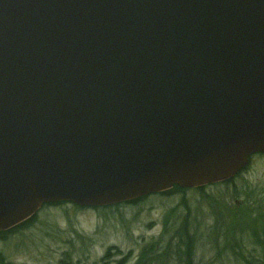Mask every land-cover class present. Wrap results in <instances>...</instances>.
Wrapping results in <instances>:
<instances>
[{
	"label": "water",
	"instance_id": "95a60500",
	"mask_svg": "<svg viewBox=\"0 0 264 264\" xmlns=\"http://www.w3.org/2000/svg\"><path fill=\"white\" fill-rule=\"evenodd\" d=\"M264 153V0H0V231L232 179Z\"/></svg>",
	"mask_w": 264,
	"mask_h": 264
},
{
	"label": "rangeland",
	"instance_id": "374dc122",
	"mask_svg": "<svg viewBox=\"0 0 264 264\" xmlns=\"http://www.w3.org/2000/svg\"><path fill=\"white\" fill-rule=\"evenodd\" d=\"M252 159L248 171L238 177L236 183L243 197L252 196L247 201H253L257 206L260 204L263 209L260 211L256 207V212L251 213L248 211L250 208L244 209L240 206L234 207L235 211L228 209L229 213H232L229 220H226L225 214L221 216L224 221L231 223L235 216L241 217L251 213L253 220L255 219V222L257 220L259 228L263 230L264 154L253 156ZM191 194L188 196L194 200ZM232 195L228 194V201L233 199ZM175 198L177 197L165 200L153 195L138 204L122 205L119 208L109 209L108 212L106 209L94 208L76 210L70 204L47 205L35 215V221L10 231L7 238L0 242V252L13 264H60L66 252L71 253L75 264H104L102 258L108 252L110 262L124 260L126 256L125 264H141L142 254L152 247L154 241L159 243L162 241L164 245L167 233L162 227V220L167 207L172 203L177 204ZM241 199L238 198L244 204L247 202ZM206 207L207 205L204 208ZM208 210L197 211V215L208 219L204 220L205 224L216 214L215 211L212 210L213 213H210ZM228 211L224 209L226 214ZM238 223L239 221L235 225ZM244 225L241 226L242 229L245 228ZM155 248L159 250L156 244H154ZM242 248L247 254L249 250L251 252L254 249L250 241L245 242ZM150 252H147L148 257L151 256ZM119 253L123 257L118 256ZM158 253L159 255L153 259L155 261L147 264H180L177 258L175 260L171 256L160 258L163 252L158 251ZM202 253L203 255L197 256V264H242V261L236 258L229 262L213 260L211 253L205 249L201 250Z\"/></svg>",
	"mask_w": 264,
	"mask_h": 264
},
{
	"label": "trees",
	"instance_id": "16d2710c",
	"mask_svg": "<svg viewBox=\"0 0 264 264\" xmlns=\"http://www.w3.org/2000/svg\"><path fill=\"white\" fill-rule=\"evenodd\" d=\"M189 192L192 193L191 195L196 199L195 208L190 196H188L190 195ZM153 195H157L158 197L165 200L174 199L176 196L177 198L175 199H177V204L172 203L170 207H167L166 212L164 213L165 215L162 220V227H164V230L167 233V237L165 235L166 240L164 241V245H162V241L160 243L154 241L152 247L147 251H151V256L148 257V253L144 252L142 254V263L147 264L150 261H155L153 259L159 255L158 251H161L163 254H161L160 258L171 256L173 260L177 258L180 264H197V256L203 255V253L201 254V250L205 249L211 253L213 260L216 261L229 262L236 258L237 260L239 259L242 261V264H264V227L263 230L262 228L260 229L257 224L258 221L256 220L255 222V219L253 220V215H251V213L256 212V207H258L260 211L263 209V207L260 204L259 206L255 205L253 201H247L252 198V196L243 197L242 191L241 193L236 191L232 197H243L247 202L243 204L241 208H250L248 211L251 213L241 215V217L235 216V220L233 219L231 223L224 221L221 214H214V216L210 219L211 223L208 222L205 224L204 220L207 221L208 219L204 217L202 218V216H199V218L198 215H196L198 213L197 211L202 210L201 199L203 200L204 197L203 192H194L189 188H183L180 186H175L169 191L152 194L134 201L106 207H96L94 209H106V212H108L109 209L119 208L122 205L138 204L139 202H142ZM200 197L201 199L198 200ZM222 198L226 197L223 196ZM207 200L210 201V205H213V197L210 196ZM58 204L61 205L70 203L46 204L44 207L47 205ZM70 205H73V208L76 210L86 209L75 204ZM226 206H228L227 209H230L231 207L237 208L236 205H229L227 202ZM225 218L226 220H229V217ZM35 219L36 218L34 216L12 230L14 231L16 228H22L23 226L35 221ZM238 221V225H235V223ZM245 223L253 225L247 226L244 225ZM242 225H244L243 227L247 229H242ZM12 230L0 231V242L5 240L8 233ZM245 233L246 235H244ZM245 238L248 240H245ZM247 241H250L251 246L254 247L251 252L249 250L248 254L246 253L245 249L242 248ZM154 244H156V247L157 245L159 246V250L156 248L154 249ZM171 246H174V248ZM166 250H168V252ZM118 256L122 255L119 253ZM146 257L148 258L145 260ZM160 258H158V260H161ZM143 259L145 261H143ZM126 260L127 258L125 256L124 260H115V262H110L109 252L102 258L104 264H125L124 261ZM0 264H13V262L9 261L7 257L5 258V256L0 252ZM60 264H75L70 252H66V254H64V259L61 260Z\"/></svg>",
	"mask_w": 264,
	"mask_h": 264
},
{
	"label": "flooded vegetation",
	"instance_id": "af4514ba",
	"mask_svg": "<svg viewBox=\"0 0 264 264\" xmlns=\"http://www.w3.org/2000/svg\"><path fill=\"white\" fill-rule=\"evenodd\" d=\"M257 155H254V156H257ZM252 158H253V156L250 158L248 165L232 179L222 181V182H218V183H214V184L204 185V186H200V187H196V188H189L191 191H194V192H197V191L203 192V195H204L203 200L201 199V197L198 198V200L201 199L202 210L210 209L211 211L208 210L210 213H213L212 212V210H213L216 212V214H221V215L225 214L227 217H231L232 213L231 214L229 213V211L227 209L228 206H226V202L229 203V205H236L237 208L244 204L243 202L238 200L237 197L233 198L231 201H228L227 197H228V194L229 195L234 194V193H236V191H239L240 187L237 185L236 179L248 171L249 166L251 165L252 160H253ZM224 186H225V190H224ZM210 196L213 197V201H214L213 205H210V203H209L210 201L207 200V199H209ZM223 196H225L226 198H222ZM240 198H242L241 200H244L243 197H240ZM195 200H196L195 197H194V200L191 199V201L194 205V208H195ZM232 202H234V204ZM206 205H207L208 209H207V207L204 208ZM233 208L234 207H231L230 210L235 211ZM224 209H226L228 211L227 214L224 212ZM198 217H199V215H198Z\"/></svg>",
	"mask_w": 264,
	"mask_h": 264
}]
</instances>
